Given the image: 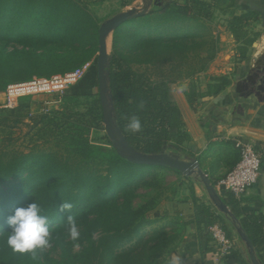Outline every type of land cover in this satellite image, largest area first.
<instances>
[{"label":"trees","instance_id":"1","mask_svg":"<svg viewBox=\"0 0 264 264\" xmlns=\"http://www.w3.org/2000/svg\"><path fill=\"white\" fill-rule=\"evenodd\" d=\"M224 2L202 0L186 6L171 3L126 21L115 32L114 52L109 58L113 120L133 151L160 155L174 146L172 142L179 137L176 110L171 98L163 96V88L197 77L214 62L220 52L219 38L214 37L207 21ZM250 18L251 13L233 17L227 21V29L235 33L237 26ZM99 24L89 7L77 0H0V82L8 81L0 93L12 83L51 79L93 61L62 96L70 101L84 99L85 111H70L68 115L50 112L35 123V128L44 127L42 138H38L41 140L45 135L53 137L58 131L56 122L65 120L67 128L59 134L56 150L35 144L29 153L0 151V186L16 181L0 191V264H162L182 241L188 224L206 230L218 221L211 207L202 203L196 206L191 223L181 219L182 236L175 233L174 221L143 233L152 203L134 209L132 201L143 185L138 180L161 167L116 155L107 163L108 174L101 175L94 168L89 132L105 131L99 97ZM123 28L122 41L134 45L133 55L119 47V31ZM41 48L46 52L38 54L36 50ZM220 80L211 87L214 94L228 83L227 79ZM187 97L193 104L195 87ZM21 101L8 112L27 110L25 116L29 117L28 107ZM132 115L141 120L139 133L133 134L127 128V118ZM13 128L0 127V135H10ZM62 143L69 144L64 148L66 155L59 153ZM23 175L27 176L25 180L17 183ZM223 197L233 209L240 202L230 194ZM62 200L71 202L73 208L60 211ZM35 201L49 218V245L61 250L56 261L39 257L44 249L34 254L17 253L6 244L7 232L11 231L8 217ZM68 216L80 230L75 240L80 244L77 252H73L75 241H68ZM242 226L246 241L264 264V218L248 213ZM234 255L237 263L243 264L240 255Z\"/></svg>","mask_w":264,"mask_h":264},{"label":"crops","instance_id":"2","mask_svg":"<svg viewBox=\"0 0 264 264\" xmlns=\"http://www.w3.org/2000/svg\"><path fill=\"white\" fill-rule=\"evenodd\" d=\"M200 1L120 0V4L116 5L108 0L106 3L115 5L113 9L116 16L109 22L124 18L126 22L171 3L186 6ZM210 1L229 3L219 8L227 21L251 13L250 20L243 26L248 36L239 43L227 26L224 28V33H229L232 38L230 46L225 48L222 44L223 51L217 55L210 68L193 80L196 83L193 104L187 97L185 84L189 81L172 86L170 90L174 96L172 102L176 110L174 118L178 124L179 137L172 142L174 146L160 155L187 165L184 172L177 170L182 177V184L189 190L186 199L176 205L182 212V219L191 223L197 205L203 203L210 206L218 217L217 222L226 231L232 250L229 255H222L206 230L192 223L186 226L182 241L162 264H170V257L177 255L181 257L182 264H238L235 253L240 255L243 264H263L244 237L242 221L248 213L264 218V0ZM206 74L207 78H224L228 83L218 94H214L210 91L215 85L210 83L205 90L199 84ZM251 77L257 82L255 87L247 81ZM259 79L263 80V84ZM245 81L246 88L238 93V84ZM112 125L111 129L106 126L105 132L118 138L120 148L126 154H136L125 146L123 137ZM239 140L256 146L263 154V162L258 184L233 209L217 192L216 183L238 163L240 155L236 142ZM208 186L213 188L212 194Z\"/></svg>","mask_w":264,"mask_h":264},{"label":"rangeland","instance_id":"3","mask_svg":"<svg viewBox=\"0 0 264 264\" xmlns=\"http://www.w3.org/2000/svg\"><path fill=\"white\" fill-rule=\"evenodd\" d=\"M79 1L83 6L89 7L92 13L96 15L99 19V25L101 29H105V41H106V58L100 62L101 70H102V76L104 81V93L105 96L104 100L105 103L108 105V108L111 109L112 112V101H111V94H110V72H109V58L111 55H113L114 52V36L115 32L120 28L119 27H105L111 21L115 16L116 13L113 9L114 4L119 5L120 0H110V2H113L114 4H107L106 1L108 0H92L91 2L89 0H77ZM224 6H228V3H224L220 6V8H223ZM115 13V14H114ZM224 13L222 11L215 12L212 16L211 21H207L209 25L212 28V34L214 37L219 38V46L220 52L223 51V48H221L222 44L226 48L227 46H230L231 37L228 35L229 33H224V28L228 26L227 19L223 16ZM122 26V25H120ZM245 26L240 25L237 26L236 32L232 33L230 30V34L232 33L234 35L235 40H237L239 43H241L243 38L247 37L248 34L245 33L247 30L243 27ZM227 28V27H226ZM125 28L122 29V31H119V47L122 51L129 55H133V48L134 45H127L122 41L124 38L123 31ZM134 29V28H132ZM245 33V34H244ZM91 47V46H89ZM224 48V49H225ZM229 48V47H228ZM22 49V48H20ZM11 50V49H9ZM12 51V50H11ZM38 54L46 52V49H39L36 50ZM219 52V53H220ZM78 56H87V55H78ZM99 56V53L97 54ZM14 57V56H11ZM93 61H90L86 65H92ZM210 68V66H209ZM206 72V71H205ZM201 75V74H200ZM207 74L204 76V78L200 79L199 84L201 83L202 86H204V89L206 90V86L210 85H217L220 84V79L222 78H207ZM196 77L189 79V80H182L175 84H169L165 88V91H163L164 94H167V97H170L172 101L174 96L173 93H171V88L173 85H177L178 83H182L184 81H189L185 85H187V95L192 91L193 87H196L195 81ZM202 80V81H201ZM192 81V82H191ZM8 81H2L0 82V92L3 91L7 85ZM211 87V86H210ZM210 92H214L213 89H211ZM3 94V93H1ZM104 95V94H103ZM102 94L99 90V97L101 98ZM3 98V97H2ZM21 103H25L24 106H27L29 113L31 114L29 117L25 116L27 114V110H24L23 112H15L10 113L9 110H0V127H14L12 133L9 134H3L0 135V151H7V152H23V153H29L32 149V146L35 144L45 145L47 148H50L52 150H56V144L58 143L59 134L64 129L66 131L65 126V120L56 122L57 125L55 126V129H58V131L54 132V136L51 137L50 135H45L44 139L42 138L43 133L40 131H44V127H38L35 128V123L39 121V118L42 117L45 114L52 113V112H62L65 115H68L70 111H85V100H63L62 96L59 92H52L50 94H39L33 97L24 98L22 99ZM49 104V105H48ZM113 115V113H112ZM61 129V130H60ZM105 130H106V123H105ZM116 138V139H115ZM113 138L111 135L108 134V132H98L95 130H91L89 132V148H90V160L91 162L95 163L94 168L100 172L101 175L108 174V162L109 160L113 159L116 155H119L120 157H126L123 156L122 152L123 150H120V144L117 137ZM69 144L62 143L59 145V153L62 155H66L65 147H68ZM120 148V149H119ZM126 153V152H125ZM161 155H143L140 153H136L134 157H142V158H155L158 159ZM132 157V156H130ZM177 170L169 168V167H161L160 169L153 170L151 172L146 173L141 179L138 181L142 182L141 187H138V189L135 191V198L132 201V207L134 209H140L146 205H150L151 202L152 205L150 206V211L146 214L148 223L145 224V226L142 228L143 233H149L151 230L163 226L168 221H174L177 223L175 233L180 234L182 236L183 233V221L181 220V211L180 209L176 208V205H178L180 202L184 201L186 199V195H188V189H185L184 185L182 184V177ZM27 176L23 175L22 178H20L17 183H21L23 180H25ZM11 183L3 184L0 186V191H4ZM30 197V196H29ZM157 213L160 214V217H155ZM169 230V228H168ZM174 229H170L172 231ZM80 231V230H78ZM69 239L68 241H73L70 236L68 235ZM78 241H75L73 244V252H77L80 249V244H76ZM41 258H48L52 261H56L61 256V250L60 248H56L53 245H49L47 248L44 249L41 253L38 254Z\"/></svg>","mask_w":264,"mask_h":264},{"label":"built area","instance_id":"4","mask_svg":"<svg viewBox=\"0 0 264 264\" xmlns=\"http://www.w3.org/2000/svg\"><path fill=\"white\" fill-rule=\"evenodd\" d=\"M88 68L89 65H84L75 71L51 79L34 78L22 83H12L2 92L3 94L0 93V110H14L20 100L39 94L59 92L63 96L67 88L76 84ZM236 148L240 155L239 161L225 177L217 181L216 189L221 196L230 194L237 201H241L259 182L263 154L256 146L245 140L237 141ZM206 232L222 255L231 253L232 243L220 223L211 224L206 228Z\"/></svg>","mask_w":264,"mask_h":264},{"label":"clouds","instance_id":"5","mask_svg":"<svg viewBox=\"0 0 264 264\" xmlns=\"http://www.w3.org/2000/svg\"><path fill=\"white\" fill-rule=\"evenodd\" d=\"M128 130L135 134L142 131V123L138 116L132 115L127 118ZM73 204L63 201L60 204V211H70ZM43 209L35 201L27 207H20L14 211V214L8 217L7 223L11 231L7 232L6 244L13 252L17 253H35L36 250H43L50 243V223L47 215L42 214ZM69 236L72 240L79 238V231L75 220L68 216ZM2 229V228H0ZM170 264H182L181 257L171 256Z\"/></svg>","mask_w":264,"mask_h":264},{"label":"water","instance_id":"6","mask_svg":"<svg viewBox=\"0 0 264 264\" xmlns=\"http://www.w3.org/2000/svg\"><path fill=\"white\" fill-rule=\"evenodd\" d=\"M125 18L124 19H120V20H114L112 22H109L107 25H105V27H117L118 25H120L121 23L125 22ZM106 50H107V47H106V41H105V29H101L100 30V40H99V72H100V85H99V90L101 91V98H102V105H103V109H104V117H105V123H106V126L108 129H111L113 128V125L116 127V129L118 130L114 120H113V115L111 112V109L108 108V105L105 103V100H104V97L105 96V93H104V90L103 87H104V81H103V76H102V70H101V65H100V62L102 60H104L106 58ZM248 82L251 83V85H253L254 87L257 85V82L254 81V78L251 77L247 80ZM243 82V83H239L238 86H237V92L238 93H241L245 88V83L247 82ZM260 82H262L263 84V80L259 79ZM259 89H262L261 87H259ZM264 92V90H262ZM104 94V95H103ZM108 123H109V126L108 127ZM119 132V130H118ZM110 133V132H109ZM119 134L122 136V134L119 132ZM113 138H115L113 136V134H110ZM123 137V136H122ZM116 139V138H115ZM123 139V142L125 143V146L127 148H129L124 140V137L122 138ZM120 149V148H119ZM130 149V148H129ZM121 150V149H120ZM132 150V149H130ZM133 151V150H132ZM124 152L123 153V156H126V158L134 161V162H137L139 164H146V165H154V166H160V167H169V168H172V169H175V170H178V171H182L184 172L185 169L187 168V165L185 164H182V163H179V162H176L170 158H168L167 156H160L158 159H155V158H142V157H134L133 156L135 155H128L125 153V151H122ZM135 152V151H133ZM137 153V152H135ZM132 156V157H130ZM208 191L212 194L213 193V188L211 186H208Z\"/></svg>","mask_w":264,"mask_h":264}]
</instances>
